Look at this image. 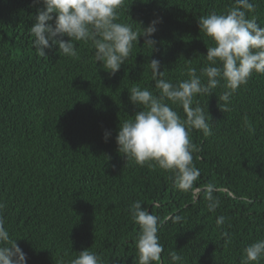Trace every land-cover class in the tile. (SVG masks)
<instances>
[{
    "label": "trees",
    "instance_id": "trees-1",
    "mask_svg": "<svg viewBox=\"0 0 264 264\" xmlns=\"http://www.w3.org/2000/svg\"><path fill=\"white\" fill-rule=\"evenodd\" d=\"M251 2L250 16L264 27V0ZM232 4L124 0L120 21L134 28L157 18L162 23L153 52L140 37L112 76L94 61L90 43L74 42L78 59L59 53L58 46L39 56L29 30L43 5L0 0V200L5 226L19 239L27 264L67 262L86 249L104 264H134L139 225L129 209L135 201L164 221L158 231L161 264H171L172 250L183 257L181 264H242L243 250L264 239V74L254 73L231 97L230 112L219 107L223 81L211 97H196L212 129L210 136L191 133L193 163L201 172L197 183L226 190L216 194L221 203L215 212L202 197L193 203L190 193L176 190L170 172L127 162L116 143L120 123L141 110L128 89L136 85L157 94L150 60H159L173 83L188 79V67L199 74L212 44L198 19ZM105 131L111 133L107 142ZM176 215L182 220L168 219ZM221 215L225 224L217 227Z\"/></svg>",
    "mask_w": 264,
    "mask_h": 264
},
{
    "label": "clouds",
    "instance_id": "clouds-1",
    "mask_svg": "<svg viewBox=\"0 0 264 264\" xmlns=\"http://www.w3.org/2000/svg\"><path fill=\"white\" fill-rule=\"evenodd\" d=\"M36 3L43 7L38 9L29 32L34 38L33 48L41 57H47L46 50L58 46L59 53L78 59L74 42L90 43L94 61L114 76L132 55L140 37L144 38V47L152 52L157 44L153 37L162 18L152 20L147 27L136 23L139 27L134 28L132 23L120 21L124 0H36ZM254 11L251 0H233L226 11H212L198 19L200 31L212 44L207 47L205 58L208 63L199 74L196 68L188 67V79L173 83L166 78V70L160 71L161 62L151 59L148 67L157 94L136 85L128 89L131 103L141 110L132 119L120 123L116 136L118 151L127 162L170 172L173 187L190 193L193 203L202 197L210 212L220 207L221 201L216 194L226 190L212 182L197 183L201 172L193 163V152L197 148L191 141V133L197 130L210 136L212 129L211 116L196 97H211L223 81L224 91L218 96L223 104L219 103V107L224 113L230 112L231 97L254 73L264 74V27L257 23L254 15L250 16ZM176 108L183 110V116ZM244 123L249 131H253L247 116ZM110 136L111 133L105 131V142ZM241 199L249 202L247 196ZM5 208L6 204L0 200V264H27V254L17 244L19 239L13 238L5 226ZM129 211L132 221L139 225L134 264H161L164 247L158 231L164 221L143 207L141 201L133 202ZM168 219L177 223L182 217L176 215ZM225 220L226 217L219 216L217 227H222ZM223 235L228 237L227 232ZM168 257L171 264H181L183 260L176 250L169 251ZM261 260H264V239L243 250L242 264H260ZM59 264H104V260L101 255L86 249L67 262L61 259Z\"/></svg>",
    "mask_w": 264,
    "mask_h": 264
}]
</instances>
